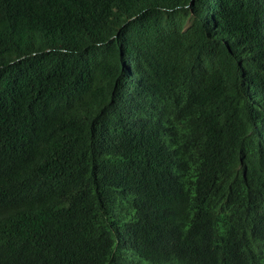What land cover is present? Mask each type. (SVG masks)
Wrapping results in <instances>:
<instances>
[{
  "label": "trees",
  "instance_id": "1",
  "mask_svg": "<svg viewBox=\"0 0 264 264\" xmlns=\"http://www.w3.org/2000/svg\"><path fill=\"white\" fill-rule=\"evenodd\" d=\"M0 264H264V0H0Z\"/></svg>",
  "mask_w": 264,
  "mask_h": 264
}]
</instances>
